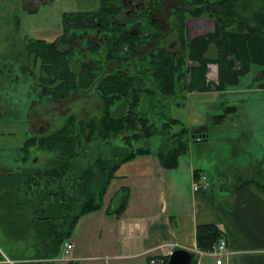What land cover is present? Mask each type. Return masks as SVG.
<instances>
[{
  "label": "trees",
  "instance_id": "obj_1",
  "mask_svg": "<svg viewBox=\"0 0 264 264\" xmlns=\"http://www.w3.org/2000/svg\"><path fill=\"white\" fill-rule=\"evenodd\" d=\"M252 1L192 0L195 10L185 12L178 7L175 13L178 21L174 29L178 35L177 41L181 43V48L184 50V53L181 54L172 53L159 46L158 39L162 35V30L156 21H153L152 12L162 8L164 1H151L146 7L147 9L145 8L146 10L144 9L145 11L143 10V13L140 14L141 17L138 15L139 12H135L131 15L132 20H130L132 24L134 18L139 19L144 14L149 15L146 19L155 28L157 34L150 36L155 40L157 48L148 52L146 60H150L149 68L144 69L141 73L134 65L130 66L129 64H132L136 53L145 42L141 39L142 28L140 23L132 24V26L126 25V28L118 26V22L114 24V18H120L119 14L123 9L117 0H102L101 7L97 12L64 13L62 17L64 34L69 35L72 31L73 35L80 33L83 36L99 29H101V34L109 32L108 40L104 42L108 48L106 59L118 64L112 72H104L106 71L104 66L94 68L89 62H81L79 73H75L69 69V52L59 49L58 40L48 42L37 39L29 43L26 50L29 54L28 58L36 56L41 73L40 77L36 78L39 81L34 93L37 98L33 99L37 105L33 106L32 111L31 103H29L28 115L22 120V122L25 120L24 123L29 128L30 136L20 148L23 149L25 155L20 162L28 163L31 148L52 153L59 159H57L58 164L47 171L36 166L31 169L24 168L23 172L19 174L14 171L16 168L10 172L5 169L0 170V182L6 179V186L5 184L0 186L3 188L0 191L3 192L6 189L13 197L15 194L13 187L25 180L26 187L29 188V196L26 200L38 196L39 202H42L46 197L50 203L55 205L58 213L62 212V221L59 218L53 219V212L56 213V209L51 212L52 210L42 203L40 210L43 215H47L49 218L45 216L35 218V221L62 225L61 229H65L60 236L51 237V243L48 242L50 253L56 252L55 250L63 246L65 240L73 236L77 223L82 217L102 209L104 196L118 170L124 164L135 160L138 156H150V154L156 153L163 169H174L179 166L180 159L188 150V141H194L192 137L194 134L189 132L188 125L183 121L167 117L165 110L159 108L156 109L161 113L158 115L160 122H155L152 120L150 112L141 111L140 104H143L144 97H148V100L159 98L158 100L164 104L174 105L177 101L183 103L187 101V70L184 64L188 53V32L185 26V21L188 18L208 17L216 20L226 29L245 33L249 37L256 34L260 40L264 41V0L260 3L258 10L249 12L248 9ZM87 43L93 51H97V46L94 47L92 43ZM125 46L131 50V62L113 55V51L120 53ZM112 59H116V61ZM32 62L27 61L28 64ZM20 67L17 82L19 81L20 85L22 83L30 84L29 81L32 80L24 82L21 64ZM42 75L48 77L44 78ZM145 80L150 81L149 86H143ZM92 91L103 104L99 118L79 120L76 111L71 114L64 109L71 94L77 93L80 97H85V95L93 94ZM21 92L25 91L21 90ZM26 92L27 94L31 93L29 89ZM165 99H171V102L166 103ZM53 102L57 104H50ZM127 102H129L128 108L125 106ZM59 107L64 109V113L59 111ZM54 109L56 111L52 112ZM37 122L40 123L39 131L41 132H38L39 134H35L33 131V126ZM160 125H162L161 129ZM164 135L172 138L168 147H166L167 144L160 143V137ZM111 137H121L126 143L125 145L131 147H122L117 151H112L108 159L96 158L86 169L75 174V179H70V173L67 176L68 172L73 171L71 161L80 157V150H84L85 144L91 143L94 139L110 144ZM155 139L158 140L159 147L152 150L146 143ZM198 139L205 140L202 137ZM133 143L136 145L132 146ZM139 143L143 145H138ZM195 175V178L199 177L198 171H195ZM65 177L68 182H64ZM97 178H100L99 184L95 183ZM33 183L36 184L33 186L35 188H30ZM248 183L252 182H243L240 186ZM128 193L127 189L120 190V194H122L120 206L118 209H108V215L113 214L119 218L124 214L129 202ZM9 195L7 196L10 197ZM28 203L33 204L34 201ZM33 211L36 213V210ZM196 232L197 248L203 252L210 251L222 237L221 231L214 225L199 226ZM47 234L45 238L49 239ZM197 257L198 255L193 254L192 264H197ZM168 258L166 263H168Z\"/></svg>",
  "mask_w": 264,
  "mask_h": 264
},
{
  "label": "crops",
  "instance_id": "obj_2",
  "mask_svg": "<svg viewBox=\"0 0 264 264\" xmlns=\"http://www.w3.org/2000/svg\"><path fill=\"white\" fill-rule=\"evenodd\" d=\"M48 2L43 3L47 5ZM28 5V2L22 3L21 9L29 14L38 10L37 6ZM98 9L77 12H97ZM193 20L196 21L194 24ZM185 26L188 32L187 57L190 55L186 69L187 87L194 91L190 96L187 89V102L177 101L175 106L181 105L180 108L189 114V122L185 124L189 132L194 134V141H188V150L182 156L186 160L180 159L179 162V166L184 161L188 165L190 207L185 206L187 209L175 210V215H170L173 184L168 172L173 169H163L156 153L138 156L118 170L112 183L119 181V185L111 190L113 184H110L106 194L110 195L109 205H112L117 199H112L111 191L113 195L122 188L130 192L124 214L119 218L108 215V206L98 211L101 214L98 221L100 226L98 235H94L98 252L93 251L91 256H85L82 252L66 254L65 248L60 246L59 249L62 248L67 256L59 258L54 256L59 249L50 253L47 241L46 245L42 243L45 245L44 252L38 247L42 259L35 258V263L49 264L56 257L64 264H80L82 260L100 264L97 261L108 256L114 261H122L121 264H149L150 256L157 250H161L164 256L177 248L195 252L197 228L214 225L219 228L221 238L227 244V254L222 256L223 264H264V181H261L264 180V104L261 109L253 111L244 102L245 110L239 115L241 119L246 116L245 122H236L233 118L239 113L241 104L234 105L232 102L237 89H243V96L254 87L264 93V41L256 34L249 37L245 33L226 29L208 17H190ZM12 84H15L14 79ZM15 86L20 88L19 83ZM249 121L251 124L248 127L253 131H249L251 137L244 143L241 139L247 136L249 129L245 125L240 128L239 123L248 124ZM256 123L261 126L259 133L256 132ZM226 124H238L236 128L228 130L229 133L233 130L236 133L223 136L224 131L220 127ZM213 131L217 133L215 140ZM256 134L262 137V141L253 139ZM197 136L206 140L200 141ZM110 141L111 154L128 146L121 137H111ZM155 142L158 144L156 139L146 144L155 150L152 146ZM224 153H228V156ZM193 160L199 161L200 169L190 163ZM225 167H228L227 172ZM203 169H207L208 173ZM195 171L199 173L198 178H195ZM202 176L207 177L208 187L204 189L202 182L201 188L196 191L194 182ZM243 182L252 183L240 186ZM175 192L178 196L177 189ZM15 219L22 221L20 215H15ZM39 228L48 229L49 225L47 222H32L27 234L31 237L33 233L39 232ZM35 236L45 238L43 233ZM73 243L75 251L79 240L74 239ZM102 244L110 246L105 250L111 253L101 255ZM35 245L38 246V243ZM3 256L0 254V264H30L25 261L32 259L28 256ZM197 264H216V261L209 252H204L198 257Z\"/></svg>",
  "mask_w": 264,
  "mask_h": 264
},
{
  "label": "rangeland",
  "instance_id": "obj_3",
  "mask_svg": "<svg viewBox=\"0 0 264 264\" xmlns=\"http://www.w3.org/2000/svg\"><path fill=\"white\" fill-rule=\"evenodd\" d=\"M46 1H49L47 5L43 3ZM165 1L166 2L165 4L163 3L162 8L155 9L152 12V15L154 14V17L157 18L158 21L163 25L161 26V29L163 30H160L162 32V35L158 39L159 46L172 53L181 54L184 53V50L181 48V43L177 41L178 35L174 29L178 21V18L175 15L176 9L180 7L182 10L187 12L195 10V6L193 5L192 0ZM25 2L29 3L28 6H37L38 10L36 9L33 14L26 13L24 9H21L22 3L25 4ZM261 2H263V0H253L248 9L249 12H251L252 10H258ZM97 6L98 8L101 7L100 0H0V114H2L0 121V170L5 169L7 172H10L11 170L16 168L14 171L19 174L23 172L24 168L31 169L33 166H36L37 168H42L43 170L47 171L48 169H52V166H54L55 164H58L57 159H59V157L56 158V156H54L52 153H47L46 151L41 152L39 150H36V148L30 149V156L27 164L20 162L25 156L23 149L20 148L23 147V144L30 136L29 128L27 127L26 123H24L25 120L24 122H22V120L28 115L30 109L28 107L29 103H31L32 111L33 106L37 105V103H35L33 99L37 98L34 93L36 92V85L39 84V81L36 78L38 76L40 77L41 73L39 69L40 64L38 63L39 61L36 56H31L30 58H28L29 54L26 50L29 43L37 39H41V41L46 40L48 42L58 40L57 44H59V49L69 52V69H71L75 73H79L81 62H89L94 68L104 66L103 68H105L104 70H106L104 72L106 73L112 72L118 65L117 62L111 60L108 61V59H106L108 48L106 44H103L105 39L103 40V42H101L99 38L98 40L95 39L92 36L95 31L87 33V35L92 36L91 40L85 38L87 37V35L81 38L80 33H76V35H73L74 33L72 34V31H70L68 35L64 34V31H62L64 30L61 25L63 21L62 17L64 16L65 12L67 13L68 11L72 13L77 11H92L97 10ZM140 10L143 9L140 8ZM141 16L142 15H139V17ZM144 16L139 19L134 18V21L132 22V24H135L136 20L137 22H140L142 28L141 39L145 40V42L136 53L135 59L132 64H129L130 66L134 65V67L137 68L140 73L144 69L149 68L148 65L150 63V60H146V58H148V52L157 48L155 40L151 39L150 37L157 35L154 30L155 28L152 27L146 19V17H149V15L144 14ZM162 21H166L167 23H162ZM117 22V20H114V24H117ZM195 22L196 21L193 20L192 24H194ZM132 24L130 23L129 25L132 26ZM199 24L197 25L201 30ZM101 36H109V32H104L101 34ZM68 41L72 43L68 44ZM87 42L92 43L94 47L97 46V51H93ZM18 44H20L21 47ZM113 55L115 57L123 58L124 60L131 62V50H129L127 46H125L122 51H120V53L113 51ZM189 58L190 55H188L184 64L186 65L187 70L188 62L190 61ZM112 60L116 61V59ZM27 61L33 62L31 64H28ZM20 64L23 67L22 71L24 82L29 80L32 81H29L30 84L22 83L20 85V88L18 89L15 85L19 83V81L17 82V78L18 74L20 73V71H18ZM196 72L197 71H195V73ZM42 76H44V78L48 77L47 75ZM31 77H33V79H30ZM13 79L15 80L14 85L12 84ZM149 82V80H145L143 82V86H149ZM27 89H29L31 93L27 94ZM21 90L25 92H21ZM188 90L189 95L191 96V93L192 91H194V89L189 87ZM242 90L243 89L236 90L234 99L232 101L234 105L241 104L239 106V113L237 114V116H235V118H233V120L236 122L240 120H242V122H245L246 116H243V118L241 119V116L239 115L245 110L243 108L244 102L247 104V108L253 111L261 109L264 104L263 91H259L258 88L254 87V89H250V91H248L246 96H243L241 94ZM92 93L93 94L91 95H85V97H80V95H78L77 93L71 94V97L68 99V104L64 107V109L71 114L72 112L76 111V116H78L77 118L79 120H88L92 117L99 118L101 116L103 104L102 101L99 100L98 97H96V94L93 91ZM158 99L159 98L148 100V97H144L142 100L143 104H140L141 111L150 112L151 116L155 118H152V120H155V122L157 123L160 122V117L157 115L159 114V112L157 111L158 108L160 110H165L167 117L180 119L184 123L189 122V114L180 108L181 105L175 106L174 104H164V102ZM167 102H171V99L166 100V103ZM50 104L56 105L57 103L53 102ZM191 104L193 105V103ZM128 105L129 102H127V104L125 105L126 108L129 107ZM64 109L60 108L59 111L64 113ZM113 110L116 111L117 109ZM39 111L42 112V110ZM55 111L56 109H54L52 112ZM126 112L127 109L125 113ZM245 113L243 114L245 115ZM42 123L44 122L42 121ZM250 124V121L248 122V124L239 123V127L245 125V127L249 129L247 136H244L243 139H241L244 143H247L246 139L251 137V132L249 131H253L250 129V127H248L250 126ZM39 126V122H37L36 125L33 126V131L35 134H39L41 132L39 131ZM161 126L162 125H160V129L162 128ZM237 126L238 124H226V126L220 127V130L224 131L223 136H225L227 134L236 133L235 130H233L232 133H229L228 130L229 128H236ZM255 126L256 132L259 133L261 131V126L259 125V123H256ZM212 134L214 135L213 140H215V135H217V133L213 131ZM171 139V137L164 135L163 137H160V143L163 142V144H167L166 147H168ZM253 139H255V141H262V137L257 136V134ZM158 145L159 144H156L155 142V144L152 146H154V149H156V146ZM224 154L228 156V153ZM79 156L80 157H77L74 161H71L73 171L67 173V176L70 173V179H75V174H79L80 171L86 169L96 160V158L102 157L108 159L109 156H111V149L109 148L108 143L98 139H94L91 143L84 145V150H80ZM181 159L186 160L184 157ZM190 163H194V166L200 169L198 160H193ZM187 166L188 165L184 161L182 165L177 169L169 170L168 172V177L170 176L173 184L171 189V193H173V195L170 196V201L172 203V211H170V215H175V213H173L175 210L178 212L181 209H187L188 206L190 207L191 205L192 201L188 184L190 179L189 170L187 171ZM227 169L228 167H225V172H227ZM203 170L205 171V173H208L207 169ZM64 182H68L66 177ZM99 182L100 179L97 178L95 183L99 184ZM3 184H5L6 186V179L0 182V186H2ZM112 184L113 185L111 186V190H114L117 185H119V181L113 182ZM236 184H238V182ZM34 185L36 184L33 183L30 188H32ZM26 186L27 185L25 180L17 183L13 187V191L15 192L13 197L9 195L8 190L6 189H4L3 192L0 191V254H3L7 258H13L15 256L22 258L28 256L32 259L25 261V263L31 264L33 262H37L35 261V258L42 259V255L39 254L38 250L40 249V251L44 252V246L46 245L45 243L47 241H52L51 237L60 236L65 229H61L62 225H53L52 223H49L48 229L39 228V232H36L35 234L33 233L31 237L27 234L29 226L32 224V222L41 223L40 220L35 221V218L37 219L40 216L49 218L47 215H43L42 211L40 210L42 203L45 205V207L52 210L51 212H53L56 207L54 204L50 203V201L46 197L44 198V200H42V202H39L38 196L26 200V198H28L29 196V188ZM0 189L3 188L1 187ZM176 189L178 191V196L175 192ZM110 194L112 196V199H117L115 204L112 203V205H109V202L111 201H109L110 195H105L106 197L104 196L102 209L105 208V206H108L109 210L119 208L122 197V194H120V190L114 193V195L112 191ZM7 195H9L10 197H8ZM29 201H34V203L30 204L28 203ZM185 206H187V208H185ZM33 210H36V213H34ZM57 211L58 210L56 209V213L53 212V219L59 218L62 221L63 214L62 212L58 213ZM89 214L81 218L77 228L74 231L73 236L64 241L63 249L65 248L64 244L66 241H73L74 239L79 240V244L76 245V250L74 251L73 249V252L70 251L69 254H74V252H82V254H84L85 256H91V254L94 253L95 250L98 252V246H95L94 242V235H98V227L100 226L98 224V221L101 217V214L98 213V211L91 212ZM15 215H20V219H22V221H20L19 219L16 220ZM42 233L44 234V236L48 233L47 236L49 237V239L36 238V234H38L39 236ZM36 243H38V246L35 245ZM42 243H44L45 245H42ZM38 247L40 248L38 249ZM102 247L103 250L100 252L101 255L106 252L111 253V251L105 250L107 248H110V246L102 244L101 248ZM63 249H59V252L57 251L54 256H57L59 258L67 256L64 251H62ZM161 252V250H157L153 252V255L151 254L152 256L150 257H152L153 260L154 258L157 259L159 261V264H167V258L163 254H161ZM95 254L98 255V253ZM107 257L108 256H104V258L98 260L97 262H99L100 264H121L122 262L116 260L114 261L113 259ZM59 258L55 257V259H52L49 264H64L59 261ZM79 263L98 264L92 260H82Z\"/></svg>",
  "mask_w": 264,
  "mask_h": 264
},
{
  "label": "flooded vegetation",
  "instance_id": "obj_4",
  "mask_svg": "<svg viewBox=\"0 0 264 264\" xmlns=\"http://www.w3.org/2000/svg\"><path fill=\"white\" fill-rule=\"evenodd\" d=\"M101 1L102 0H100V2ZM117 1H119L118 3H120L122 5L123 9L119 14L120 18L119 17H118V19L114 18V20L116 19L119 22L117 24L118 26H123L125 28H126V25H129L131 23L130 20H132L131 19L132 14H135V12H139L138 15H140L143 13V10L147 7V5H149L151 3V1L156 2V0H117ZM163 1L165 4L166 1L165 0H163ZM140 8H142L143 10H140ZM152 19H153V21H156V23L158 24V27H160V29H161L162 28L161 26H163V25L161 24V22L158 21L157 18L154 17V14L152 15ZM164 22L167 23L166 21H162V23H164ZM136 23L139 24L140 22H136ZM61 25L63 26V21H62ZM161 30H163V29H161ZM92 36L97 40L99 38V40L101 42H103L104 39H105V41L108 40L107 36H101V29L97 30L94 34H92ZM92 36L87 35V37H85V35H83V36L80 35L81 38L85 37L88 40H91ZM67 43L71 44L72 42L68 41ZM58 47H59V44H58Z\"/></svg>",
  "mask_w": 264,
  "mask_h": 264
},
{
  "label": "built area",
  "instance_id": "obj_5",
  "mask_svg": "<svg viewBox=\"0 0 264 264\" xmlns=\"http://www.w3.org/2000/svg\"><path fill=\"white\" fill-rule=\"evenodd\" d=\"M206 177H202L199 181L194 183V190H199L200 189V182H203L204 187H207V185L209 184L208 180H206ZM226 241L224 239L220 240L218 242V244H215L211 251H209V255L216 258V264H222V256H225V254H227V245L225 244ZM74 247V243L73 241H68L65 244V251L69 252L73 249ZM195 253H197L199 256H201L203 253L201 251H199L197 248H194ZM171 254V253H170ZM166 256H168V253L166 254ZM150 263L149 264H159V261L157 259L153 258L150 259Z\"/></svg>",
  "mask_w": 264,
  "mask_h": 264
},
{
  "label": "water",
  "instance_id": "obj_6",
  "mask_svg": "<svg viewBox=\"0 0 264 264\" xmlns=\"http://www.w3.org/2000/svg\"><path fill=\"white\" fill-rule=\"evenodd\" d=\"M168 259L167 264H191L192 253L187 249L180 248L176 249Z\"/></svg>",
  "mask_w": 264,
  "mask_h": 264
}]
</instances>
